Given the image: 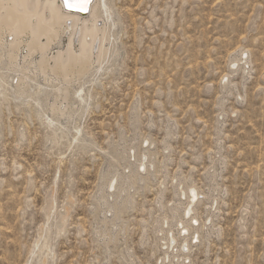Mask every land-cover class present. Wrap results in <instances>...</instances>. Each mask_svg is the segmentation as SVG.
I'll list each match as a JSON object with an SVG mask.
<instances>
[{
    "label": "rangeland",
    "instance_id": "rangeland-1",
    "mask_svg": "<svg viewBox=\"0 0 264 264\" xmlns=\"http://www.w3.org/2000/svg\"><path fill=\"white\" fill-rule=\"evenodd\" d=\"M105 1L113 56L63 118L1 57L0 264H264V0Z\"/></svg>",
    "mask_w": 264,
    "mask_h": 264
},
{
    "label": "bare ground",
    "instance_id": "bare-ground-1",
    "mask_svg": "<svg viewBox=\"0 0 264 264\" xmlns=\"http://www.w3.org/2000/svg\"><path fill=\"white\" fill-rule=\"evenodd\" d=\"M106 7L105 0H91L88 10L83 14L68 10L64 0H0V60L5 53L7 62L12 65L18 61L23 50L17 89L22 94L28 89L27 81L33 71L39 73L45 81L55 80V86L62 84L59 93L48 107L49 115L53 118H63L69 111L70 99H72L70 95L74 85V97L79 96L84 100L81 94L86 89L85 84L79 82L94 69L98 73L111 55L113 56L114 40L112 26L105 22L106 17L109 16ZM5 36H12V39L6 41ZM62 37L66 38L65 46L52 52L53 45L60 43ZM35 56V70H30L31 60ZM243 58L244 55L235 57L231 61V66ZM223 88L226 90L228 86L225 85ZM86 108L87 106L85 110ZM72 109L77 113L82 107L77 109L73 104ZM84 113L83 111L81 115ZM49 124H52L51 118ZM142 155L139 165L145 166L148 157L143 159ZM105 176V184L114 188L118 179L117 174L109 173ZM181 195L185 196V200L178 198L180 201L172 210L169 230L181 225L187 228V232L191 229L196 230L191 216L199 192L193 186H189L181 192ZM209 198L213 203L215 202L212 194ZM159 227L165 235L163 239L168 243L177 241L173 233L169 234L165 231L163 223ZM182 240L185 248L188 239Z\"/></svg>",
    "mask_w": 264,
    "mask_h": 264
},
{
    "label": "snow or ice",
    "instance_id": "snow-or-ice-1",
    "mask_svg": "<svg viewBox=\"0 0 264 264\" xmlns=\"http://www.w3.org/2000/svg\"><path fill=\"white\" fill-rule=\"evenodd\" d=\"M91 0H64V4L68 8L77 9L80 11H87Z\"/></svg>",
    "mask_w": 264,
    "mask_h": 264
},
{
    "label": "water",
    "instance_id": "water-1",
    "mask_svg": "<svg viewBox=\"0 0 264 264\" xmlns=\"http://www.w3.org/2000/svg\"><path fill=\"white\" fill-rule=\"evenodd\" d=\"M66 8H67L68 10H70V11H78V12L83 13V14L86 13V11H80V10H77V9L68 8L67 6H66Z\"/></svg>",
    "mask_w": 264,
    "mask_h": 264
}]
</instances>
